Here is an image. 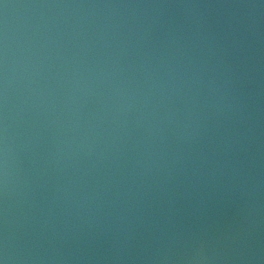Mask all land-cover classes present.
Here are the masks:
<instances>
[{
    "label": "water",
    "instance_id": "95a60500",
    "mask_svg": "<svg viewBox=\"0 0 264 264\" xmlns=\"http://www.w3.org/2000/svg\"><path fill=\"white\" fill-rule=\"evenodd\" d=\"M0 264H264V0H0Z\"/></svg>",
    "mask_w": 264,
    "mask_h": 264
}]
</instances>
